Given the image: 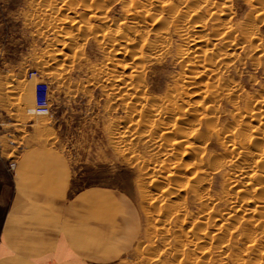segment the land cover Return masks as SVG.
Here are the masks:
<instances>
[{"label":"rangeland","instance_id":"obj_1","mask_svg":"<svg viewBox=\"0 0 264 264\" xmlns=\"http://www.w3.org/2000/svg\"><path fill=\"white\" fill-rule=\"evenodd\" d=\"M103 1L105 2L104 6L96 14L101 13L100 15H102L103 12L109 21L114 22V26L110 27V30L123 29L124 4L129 0ZM135 1L144 6H147L148 2L147 0ZM170 1L176 7H181L180 1L183 2V0ZM185 1L186 6L190 7L196 5L195 2L198 0ZM89 4H92L91 0H0V232L15 197L12 184L13 170L10 169V163L16 165L18 158L26 151L46 147L58 152L66 160L71 176V186L75 191L90 188L106 190L123 196L128 204L136 207L140 218L137 241L126 256L115 264H146L158 257L161 264H179L180 257L174 254L178 250V247L175 249L176 246H174L175 239H181L180 236L185 233L187 227L189 228L193 218L195 220L198 217L199 203L192 199L188 189H184L183 192L172 195V197H166L165 201L160 197L161 191L167 188L177 189L181 183L180 181L167 183L160 178L166 174L165 170L169 167L161 165V154L154 151L141 139L148 137L154 142L160 141L163 125H156L158 122L152 116L153 114L144 113L146 118L142 117L143 112L138 109V113L137 108L133 113V109L131 110L127 105V98L125 99L123 94L120 96L121 92L117 90L114 93L115 89L111 90L112 87L108 85V81L102 77V71L110 76L120 75L122 70L117 65L127 62L129 55H124L122 51L121 55L113 53L114 50L119 51L123 41L120 39L119 41L117 38L118 41H113L116 42V46H114V43L111 42L112 33L110 34L106 28L109 25H102L97 18H94L93 12L90 13L93 9L90 8L89 11ZM225 4L231 7L230 11L233 14L231 21L235 26H239L245 21L243 19L250 14V7L246 0H227ZM251 4L254 5L256 2ZM227 15L228 13L220 17V20H226ZM262 19L264 16L253 21L256 40L242 44L240 48L232 51L235 60L228 67L225 78L231 79L228 81L236 84L240 92L235 100L238 102L236 103L237 111H234L235 108L231 107L233 105L225 100L218 102L217 128L220 130H230L234 121L231 122L233 113L241 111V108L246 107L247 102L264 91V57L256 59V54L254 57L249 53L252 51L251 49H256L254 48L256 46L258 50H264V20ZM145 21L147 25H150V18H146ZM126 22V24L130 23L129 20ZM237 35L238 33H235L232 37H237ZM128 36L131 38V35ZM149 38L153 39V34H149ZM168 41L170 52L160 55L156 59L158 61L154 60L151 64L145 65V93L155 102L163 99L168 90L179 82V74L180 78L182 74L190 76L192 71V68L182 69L175 61L176 46H180L182 43L172 29L169 31ZM215 47L219 50L218 44ZM55 51L56 53L61 52L64 57L60 60L50 61L49 55L55 54ZM220 51L222 50L220 49ZM31 72L40 73L42 79L49 85L51 111L48 116H36L32 113L35 96L34 85L37 80L29 77ZM126 73V71L122 72V74ZM227 74L229 75L226 76ZM121 97L125 101L120 99ZM186 97L184 94L180 100L178 99L179 107H184ZM190 100L195 99L191 98ZM246 100L247 102H245ZM147 121L149 122L147 123ZM246 123L256 125L252 121L246 120ZM137 124H139L138 127ZM262 129L260 128V130ZM215 139L214 135L210 136L205 146L206 154L209 157H218L216 159L220 161L224 156L223 148ZM178 149L182 148H175L174 152L179 151ZM186 157L178 158V161L185 164L190 163L189 158L186 159ZM162 166L165 170L162 169ZM227 172H229L227 169L222 168L217 172L209 171L201 177L206 181L202 187L203 190L199 193L203 192L212 200L214 199L213 204L211 203L212 206H207L212 208L213 213L224 212L226 208L220 188L223 174ZM176 184L178 185L175 186ZM168 205L171 206V210L174 207L182 208L181 215L185 214L187 219L185 220L187 224L183 226L186 227L185 231L184 228L182 229L183 234L177 228L175 229L174 225L171 226V222L172 224L176 223L174 218L176 214L170 213L171 215L165 216L163 209ZM247 208L252 209L250 205ZM249 210L246 213L243 212L244 215L242 213L243 218H248ZM162 212L163 217L160 216ZM190 216L193 217L189 219ZM180 218L182 220V217ZM255 219H252L254 223L257 221ZM252 220L249 221L252 222L250 228L254 226L251 230H254L255 233H252L251 237L252 240L256 239L255 244L260 247L262 243L260 237L261 235L263 237L264 231L261 226L257 225L258 221L254 224ZM239 222L241 220L237 219L236 222H230L224 228L228 233L234 232L231 228L233 225L236 227ZM157 229L164 231V237L156 232ZM215 229L216 227L210 224L205 231L212 233ZM175 235L176 238L173 240ZM240 238L233 242H238L235 243V247H239H236L237 250H234L233 243L230 241L228 252L219 253L216 250L212 259L206 258L201 262L195 259L196 264H203V261H206L204 264L257 263V257L254 255L257 252L247 254L246 251H242V247L247 245L248 241L247 239L243 241ZM240 241L244 243L243 246L240 245ZM168 242L172 246L170 255L162 256L165 244ZM219 243L221 245L218 246L227 244L226 242ZM210 246L212 247L214 244H209L206 247ZM263 246L264 244L260 251L262 248L264 249ZM231 250L233 254L237 252L235 257L238 254V257H241L240 259L243 261L235 258L233 254H231L234 258L233 262L230 259L227 261ZM200 252L196 250L192 254L194 257H199L202 255ZM223 252L226 257L222 255ZM174 257H177L175 263L173 262Z\"/></svg>","mask_w":264,"mask_h":264},{"label":"bare ground","instance_id":"obj_2","mask_svg":"<svg viewBox=\"0 0 264 264\" xmlns=\"http://www.w3.org/2000/svg\"><path fill=\"white\" fill-rule=\"evenodd\" d=\"M91 1L92 4H89V7H87L89 11L91 10L90 8L94 10L90 11V13L93 12L94 18H97L102 25H109L106 28L109 30L110 34L112 33L111 42L117 40V38L123 41V46L121 45L119 51L114 50L113 53L115 55H121L122 53H124V55H129L127 62H121L123 65H117L122 70L120 75L110 76L102 71V77L108 81V85L112 87L110 88L111 90L115 89L114 93L117 90L121 92L120 96L123 94L125 99L127 98V105L131 110L133 109V113L135 112L134 109L137 108L136 111L139 109V111L143 112L142 117H145L144 113L153 114L152 116H154L158 122L156 125H163L160 137L158 135L160 141L154 142L148 137L141 139V141L147 143L154 151L161 154V165L169 167L165 170L162 166L166 174L160 178L167 183H170V181H180L181 183L180 185H178L179 183L175 185H178L177 189L171 190L167 188L161 191L160 197L165 201L166 197H172V195H177L183 192L182 190L188 189L192 199L197 200L199 203L200 209H198L199 211L197 212L198 217H196L195 220L193 218L192 223L189 224L190 226L189 228L187 227L186 231V227L184 228L183 226L187 224L185 223L187 219L185 214L183 216L181 215L182 208L179 209L174 207V210L172 207L173 209L171 210V206L168 205L163 209L165 216H169L170 213H172V215L176 214L174 216L176 223L172 224L171 222V226L174 225L175 229L177 228L179 232H182L181 234L185 231L182 236L177 234L182 237L181 239H175L176 235L173 237L176 243L174 245L176 246L175 249L178 247V250L175 251L174 254L180 257V259H178L179 264H196L195 259L199 262L206 258L212 259L213 253H215L216 250L219 253H222V251L228 252L230 250L229 242L232 241L233 243L240 237L243 241L247 239L249 242V245L247 242V245H245L247 248H245V246L242 245L244 243H241L242 240L240 241L241 244H239L243 246L242 251H246L247 254L257 252L258 255L257 253L254 254L258 260L255 264H264V249L262 248V251H260L262 244H264V234L262 237L260 233V242L262 243L259 247L255 244L256 239L252 240L251 234L255 232L251 230L254 226L250 228V223L252 224V222H249L250 219L256 218L255 220L259 222L257 225L261 226L264 231V141H262L264 139V91L250 102L246 100L245 102L248 104L245 105L246 107L243 105V107H245L241 108L243 111H239V106L241 105L238 106L239 112L233 113L231 122L233 120L235 122H232L233 124L230 130L223 131L217 128L218 102L225 100L233 105L230 106L235 108L234 111H237L236 103L238 102H235V100H237L236 98L240 90L236 84L229 82L231 79L225 78V74L228 67H230L235 60V55L232 51L237 50L238 47L240 48L242 44L256 40V32L253 30V21L257 20L258 17L264 16V0H246V3L248 2L250 7V14L243 19L245 21L239 26L232 24L231 19L233 14L230 11L231 7L225 4L227 0H196V5H191L190 7L186 6L185 0H183V2L180 1L181 7L173 6L170 0H154L153 2L152 0H147V6L137 4L135 0H129L124 4L123 29L119 30L109 29L114 26V22L111 20L109 21L103 12L102 15H100L101 13H98L99 15L96 14V12H99L101 7L104 6L103 3L105 2L103 0ZM252 2H256V4L253 5L251 4ZM191 7L194 8L192 9ZM227 13L226 20L221 21L220 17L225 16ZM146 18H150V25H147L145 21ZM127 20L130 21V23H128L129 25L126 24ZM84 27L83 29H85ZM170 29H172L173 33L182 43V45L176 46L175 61H177L182 69L192 68V71L190 72V76H185L181 73L182 75L180 78L179 74V82L175 83L176 85L174 87L172 86V89H167L168 92L163 99L159 101L156 99L157 102H155L153 98L147 97V93H145V65L148 63L151 64V62L158 59L160 55H166L170 52L168 41ZM235 33H238L237 37H232ZM149 34H153V39L149 38ZM128 35H131V38H129ZM115 44L116 42L114 46H116ZM217 44L219 50L215 47ZM254 48L256 49H251L252 51L249 50L250 52L248 51L250 56L254 55L255 57L257 55V57H255L256 59L258 57L263 58L264 50H258L257 46ZM220 49L222 51H220ZM54 53L53 55H49L50 59H48L50 61L60 60V58L62 59L64 57L61 52L56 53L55 51ZM67 60L69 61V59ZM124 71L127 73L122 74ZM228 75L229 74L226 76ZM117 94L119 95L118 92ZM184 94L187 96V99L184 101V107H179L178 99L180 100L181 96ZM191 98L195 100L192 101L190 100ZM120 99H122V97ZM125 99L122 100L125 101ZM246 120L249 122L252 121L256 125L247 124ZM148 122L149 121H147V123ZM138 126L139 124H137V127ZM260 128L263 129L260 130ZM211 135L216 137L215 140H217L218 144L223 148L224 156L221 157L222 159L225 157L223 161L222 159L218 161L216 159L218 157L213 158L206 154L207 151L205 146ZM130 137L136 139L133 136ZM118 138L121 139V137ZM121 140H123V138ZM259 140L262 142L257 143L256 141ZM178 147L182 149H178L179 151L176 150L174 152V149ZM185 157L186 159L189 158L190 163L185 164L178 161V158ZM159 168L161 169V167ZM222 168L229 171L223 174V181L221 182L220 188V190L222 189V199L226 203V208L224 212L216 213V211L213 213L211 210L212 208L207 206H210L211 203L214 202V199L212 200L203 192L199 193V191L203 190L202 187L206 181L201 177L209 171L217 172ZM249 205L252 209L247 208ZM248 210L250 212L248 218H243V212L246 213ZM163 212L159 215L162 216ZM180 217H182V220H180ZM192 217L190 216L189 219ZM237 219H240L241 222L237 223V225L235 224L236 227H234V225L232 228L229 227L233 229L234 232L228 233L224 226L230 222H236ZM210 224L215 226L216 229L212 233H207L205 229ZM231 229L228 230L230 231ZM156 232L164 237L163 230L157 229ZM219 242H226L228 246L227 244L226 246H218L220 244ZM235 243H233L235 249L232 248L233 246L231 249L237 250L239 247L236 246V248ZM209 244H214V246L206 247L207 245L209 246ZM165 245L162 256H165V254L170 255L172 249L169 242ZM196 250L201 251L200 253L202 255L194 257L192 253H195ZM234 253L236 254L237 252ZM231 254H233V251L230 253L229 257ZM235 254H233L234 257ZM222 255H224V252ZM232 256L230 258L228 257L226 260H234ZM236 257L238 259L241 258L238 257V254ZM174 258L173 262L175 263L177 257ZM205 262L203 261L202 263L204 264ZM146 264L161 263L158 257Z\"/></svg>","mask_w":264,"mask_h":264},{"label":"crops","instance_id":"obj_3","mask_svg":"<svg viewBox=\"0 0 264 264\" xmlns=\"http://www.w3.org/2000/svg\"><path fill=\"white\" fill-rule=\"evenodd\" d=\"M65 161L46 147L18 158L0 264H115L135 245L136 207L106 190L75 191Z\"/></svg>","mask_w":264,"mask_h":264},{"label":"built area","instance_id":"obj_4","mask_svg":"<svg viewBox=\"0 0 264 264\" xmlns=\"http://www.w3.org/2000/svg\"><path fill=\"white\" fill-rule=\"evenodd\" d=\"M29 77L37 80L34 85L35 96L32 113L36 116H48L51 111L49 85L42 79V76L38 72H31ZM9 166L11 170H14L15 163H10Z\"/></svg>","mask_w":264,"mask_h":264}]
</instances>
